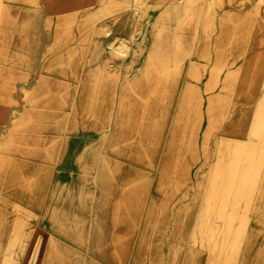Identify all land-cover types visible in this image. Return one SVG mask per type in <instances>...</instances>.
Returning a JSON list of instances; mask_svg holds the SVG:
<instances>
[{"label": "rangeland", "instance_id": "obj_1", "mask_svg": "<svg viewBox=\"0 0 264 264\" xmlns=\"http://www.w3.org/2000/svg\"><path fill=\"white\" fill-rule=\"evenodd\" d=\"M239 1L0 0V264H264Z\"/></svg>", "mask_w": 264, "mask_h": 264}, {"label": "bare ground", "instance_id": "obj_2", "mask_svg": "<svg viewBox=\"0 0 264 264\" xmlns=\"http://www.w3.org/2000/svg\"><path fill=\"white\" fill-rule=\"evenodd\" d=\"M241 1V0H240ZM239 1V2H240ZM206 2V1H205ZM254 0H244V1H241L240 3H238L237 5L238 6H242L243 7V9H248V8H250L253 4H254ZM176 5H178V4H176ZM180 5V4H179ZM169 6V5H168ZM212 8V7H211ZM233 8V7H232ZM235 8H237V7H235ZM240 10H241V8H240ZM211 11V10H210ZM232 11V10H231ZM242 11H244V10H242ZM241 11V12H242ZM243 13V12H242ZM255 13H256V11H255ZM243 15H245V14H243ZM247 15V14H246ZM242 16V15H241ZM230 17H232V16H230ZM240 20V19H239ZM243 20V19H242ZM263 24H264V22H263ZM258 27V26H257ZM258 33V32H257ZM253 37V36H252ZM263 41H264V39H263ZM256 42H258V43H260V42H262V39L260 38V36L257 34L256 35V37L254 38V41H253V43H256ZM254 46V45H253ZM208 55V54H207ZM72 152V151H71Z\"/></svg>", "mask_w": 264, "mask_h": 264}]
</instances>
